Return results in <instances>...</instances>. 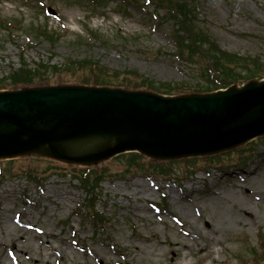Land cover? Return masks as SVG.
Listing matches in <instances>:
<instances>
[{
  "label": "rangeland",
  "instance_id": "374dc122",
  "mask_svg": "<svg viewBox=\"0 0 264 264\" xmlns=\"http://www.w3.org/2000/svg\"><path fill=\"white\" fill-rule=\"evenodd\" d=\"M123 3L0 0V90L19 86L11 74L22 62L57 68L33 85L73 84L95 67L205 84L201 64L176 56L162 10ZM196 13L223 50L264 67V0H197ZM250 141L220 164L177 160L173 174L147 158L151 177L110 157L88 166L102 171L95 193L82 188L86 166L36 153L0 158V264H264V135ZM93 202L102 224L90 216Z\"/></svg>",
  "mask_w": 264,
  "mask_h": 264
},
{
  "label": "water",
  "instance_id": "95a60500",
  "mask_svg": "<svg viewBox=\"0 0 264 264\" xmlns=\"http://www.w3.org/2000/svg\"><path fill=\"white\" fill-rule=\"evenodd\" d=\"M263 134L264 80L178 96L75 84L0 91V158L36 153L88 165L139 151L176 159Z\"/></svg>",
  "mask_w": 264,
  "mask_h": 264
},
{
  "label": "trees",
  "instance_id": "16d2710c",
  "mask_svg": "<svg viewBox=\"0 0 264 264\" xmlns=\"http://www.w3.org/2000/svg\"><path fill=\"white\" fill-rule=\"evenodd\" d=\"M126 2V6L129 4V0H123ZM138 1V0H135ZM155 6V10L159 12L163 10V19H168L172 23V38L176 47V56L180 59H184L189 62H195L201 64V70L199 72L202 79H204L205 84H197L193 88H187L185 84H174L168 82L157 83L155 81L149 80L141 74L130 72L128 77H121L119 71L112 73L103 67L92 68L91 74H84L79 81L75 83L79 84H89V85H100V86H112V87H123L126 89H144L149 91H155L159 93H165L169 95L173 94H184V93H206L210 91H216L218 88H226L234 83H243L249 81L250 79L259 78V74L263 71L264 67L257 65L256 62L252 63L249 59L244 56L237 55L228 51L223 50L220 45L217 44L216 40L208 34L206 30H202L197 23L198 14L196 13L197 0H147ZM161 14V13H159ZM40 33L42 30L38 29ZM47 32V31H46ZM251 63V64H249ZM68 65V64H67ZM80 69L87 66V61L81 63L72 61L68 67ZM45 68L46 72L43 74L41 71ZM56 66L51 64L42 65L39 64L36 67H31L30 64H24L12 71V78L14 80V85L19 84L18 87H27L35 83H43L47 81L44 78L45 75L48 76L53 70H56ZM107 71V72H105ZM246 73V74H244ZM133 74L135 77L130 76ZM17 87V88H18ZM192 90V91H189ZM242 146L237 152H242L245 147ZM234 151V150H231ZM227 151V152H231ZM227 152L220 154H211L209 156H198L190 157L185 160V163L192 161L193 159H202L206 163L213 161L215 163L224 161L225 154ZM117 157H125L127 159L128 166L132 167V161L136 162L137 169L141 173H145L146 176H152L155 172L154 168H146L144 161L148 158L144 154L138 152L122 153ZM151 159V158H150ZM154 161V159H152ZM11 161V159H10ZM155 161H157L155 159ZM158 164H163L162 168L165 169L167 174H173V168H170L171 163H175L177 160H160ZM181 161V160H180ZM143 163V165H142ZM88 167L84 169L83 176L80 178L81 183L86 189V191L94 192L96 186L102 180L100 169ZM102 172V171H101ZM2 169L0 168V174ZM37 175V174H36ZM101 177V178H100ZM101 179V180H100ZM95 193V192H94ZM90 194V193H88ZM93 194V193H92ZM92 196V195H91ZM93 199H97V194L92 196ZM85 206V205H84ZM90 216L95 218L97 224H102L106 221V215L98 212L95 203H91ZM95 221V223H96ZM261 245H264V239L261 238Z\"/></svg>",
  "mask_w": 264,
  "mask_h": 264
},
{
  "label": "bare ground",
  "instance_id": "6f19581e",
  "mask_svg": "<svg viewBox=\"0 0 264 264\" xmlns=\"http://www.w3.org/2000/svg\"><path fill=\"white\" fill-rule=\"evenodd\" d=\"M91 145V143H87V144H82V145H80V146H77L76 147V149H74V152H81V151H83L85 148H87V146H90ZM1 210V209H0ZM21 225L24 227V226H26V224L25 223H21ZM12 250H13V248H12ZM13 254V259H15L16 257H17V255H16V253L15 252H13V251H11Z\"/></svg>",
  "mask_w": 264,
  "mask_h": 264
}]
</instances>
